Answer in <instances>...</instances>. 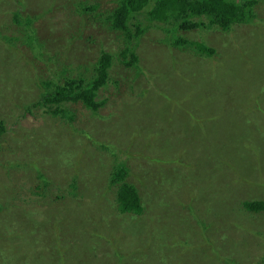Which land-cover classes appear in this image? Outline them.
Masks as SVG:
<instances>
[{"label": "rangeland", "instance_id": "rangeland-1", "mask_svg": "<svg viewBox=\"0 0 264 264\" xmlns=\"http://www.w3.org/2000/svg\"><path fill=\"white\" fill-rule=\"evenodd\" d=\"M259 1L252 23L194 17L205 25L173 33L193 46L148 28L131 66L104 14L119 0H0V264H264V213L237 203L264 202ZM16 11L34 23L18 26ZM101 52L111 66L97 113L35 107L52 83L90 79ZM116 162L140 215L119 212L108 189Z\"/></svg>", "mask_w": 264, "mask_h": 264}, {"label": "trees", "instance_id": "trees-1", "mask_svg": "<svg viewBox=\"0 0 264 264\" xmlns=\"http://www.w3.org/2000/svg\"><path fill=\"white\" fill-rule=\"evenodd\" d=\"M259 2V0H119L117 7L104 14H109L108 21L111 22V28L121 34L124 45L127 43L122 57L130 60L129 65L137 66L139 57L135 47L138 45V39L147 32L148 28L160 27L172 36L176 30L189 31L196 27H203L205 25L203 22L191 20L198 17L200 20L206 19L209 23L228 30L233 25L252 23L256 17L254 9ZM87 9H93V4ZM139 16L145 19L139 21ZM21 17L18 11L13 15V21L18 26L24 21L29 25L34 23L35 17ZM157 23L160 25L158 26ZM30 31L27 37L29 40H34L35 31L34 29ZM172 37V46H184L185 43L191 46L196 45L183 38ZM198 46L202 52L210 55L214 52L212 49L203 47L202 44ZM110 57L109 53L101 52L95 63V73L90 76V79L84 80L81 76L72 80H64L61 84L52 83L50 88L36 100L35 107L44 109L48 114L53 113L54 110H56L54 113L66 114L68 111L63 108L65 104L81 103L86 109L97 113L103 106V101L99 100V89L106 83L105 78L111 66ZM4 131L5 128L0 122V135H3ZM128 176L129 171L126 165L123 162H116L105 179L108 182V189L113 187L117 192L118 211L123 214L140 215L144 211V206L137 188L128 182ZM75 178L71 185L72 188H75L79 182V178ZM62 197L65 199L64 195ZM237 203L239 209L242 208L241 210L246 214L264 213L262 200H237Z\"/></svg>", "mask_w": 264, "mask_h": 264}, {"label": "clouds", "instance_id": "clouds-1", "mask_svg": "<svg viewBox=\"0 0 264 264\" xmlns=\"http://www.w3.org/2000/svg\"><path fill=\"white\" fill-rule=\"evenodd\" d=\"M186 44V43H185Z\"/></svg>", "mask_w": 264, "mask_h": 264}]
</instances>
